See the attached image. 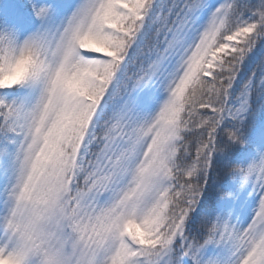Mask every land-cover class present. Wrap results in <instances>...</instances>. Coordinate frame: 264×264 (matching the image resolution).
<instances>
[{"label": "snow or ice", "instance_id": "6c2138e0", "mask_svg": "<svg viewBox=\"0 0 264 264\" xmlns=\"http://www.w3.org/2000/svg\"><path fill=\"white\" fill-rule=\"evenodd\" d=\"M0 264H264V0H0Z\"/></svg>", "mask_w": 264, "mask_h": 264}]
</instances>
